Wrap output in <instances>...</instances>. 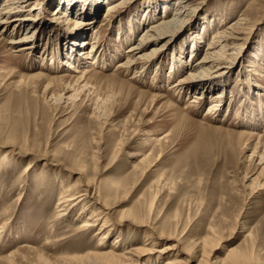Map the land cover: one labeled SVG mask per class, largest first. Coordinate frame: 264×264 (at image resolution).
I'll return each instance as SVG.
<instances>
[{
    "label": "rangeland",
    "instance_id": "rangeland-1",
    "mask_svg": "<svg viewBox=\"0 0 264 264\" xmlns=\"http://www.w3.org/2000/svg\"><path fill=\"white\" fill-rule=\"evenodd\" d=\"M118 1L31 0L21 6L31 41L10 44L27 26L0 30V264H63L94 252L103 223L87 233L79 226L105 202L113 223L105 252L147 236L154 244L131 264L182 253L188 264H264V0H126L108 12ZM165 3L169 20L179 3L189 17L154 63L127 72L130 46L164 15L144 20L147 11ZM222 32L242 47L224 48L230 62L212 66L215 87L204 98L199 88L180 91ZM85 192L58 216L64 193ZM128 213L143 226L119 225ZM171 245L178 251L163 253Z\"/></svg>",
    "mask_w": 264,
    "mask_h": 264
},
{
    "label": "bare ground",
    "instance_id": "bare-ground-1",
    "mask_svg": "<svg viewBox=\"0 0 264 264\" xmlns=\"http://www.w3.org/2000/svg\"><path fill=\"white\" fill-rule=\"evenodd\" d=\"M30 1L31 0H8L7 4L0 6V30L3 32H7L11 29V26L14 27L13 32H17L21 28L26 27V26H27L28 30H30L31 23L28 24L24 15L21 14V9H23V8H21V6L26 5ZM125 2H126V0H123L121 2L118 1L114 4H111L108 8V12H110L112 10H117L118 8H121V5H123ZM68 4H69V2H68ZM73 5L75 6V3H72V6ZM167 5H169L168 2H167ZM97 6H98V3L95 2V3H93V6L91 9L95 10V7H97ZM176 9H177L176 10L177 13L175 15H173V19L169 20V18H167L168 8L166 6V3H165V6H162V9H160V10L157 9L156 5L150 7V10L147 11V15L144 18V20L147 18L154 19V16L157 15L160 11V13L164 12V15L161 17V19H162L161 23H160V21L158 23L157 20H155L156 22H153L150 25L151 28L148 27L146 29L147 33L144 35L143 38H141L138 45L134 44V45L130 46L129 51H131L132 54L128 57V61L126 63L120 65L121 68L126 69L127 72H132V71H135L136 65L138 63L141 64L142 67H144L146 65L154 63V61L158 59V56L160 55L158 53L161 51H164V47L169 45L171 43L172 39H174L172 37V34H171L174 31V27L178 28L179 26H176V25H179L181 23H185L186 19L189 17V9H188L187 5L183 6V5H180V3H179V5H177ZM15 10H17V11L15 12ZM157 10H158V12L156 13ZM85 11H87V6L83 7V5H82V8L80 9L79 15L82 16V14ZM67 12L68 11H66V10L62 11V13H61L62 19L65 22H69L70 24L73 22L74 26L76 24H78L79 21L76 18L77 15L76 14H74V15L70 14L69 15V14H67ZM70 16H72V17L74 16V19L71 20ZM242 19L249 20L246 18V16H244V18H242ZM242 24H243L242 21H241V24H240V22H238L237 24H234L232 27H230L229 30H232V32L235 33V30L238 29L240 27V25L242 26ZM33 31L34 30H32V31L30 30V33H28L24 37H13L12 36V38L10 40V44H15L18 42H23V43L26 42L27 43V42L31 41L30 38L32 36ZM84 33H82V34H84ZM228 34L229 33H227V32L220 33L219 37L217 39L212 40L213 43L209 46V48L206 51L203 59L198 61V63H197L198 66H196V67L190 66L193 68V70L192 69L190 70V72L188 73V76H186L185 79L181 78V81H183L182 83L185 82L186 84H180V86H178V89L180 91H184L185 89H189V88H199V89H201V94H203V98L205 97V95L207 93H209V91L212 89L213 85L216 84V81L213 80L215 78L212 77L213 76L212 72H211L212 66L215 65V63H218V64H216L218 66V70H224V69L228 68V64L230 61L228 59H225L226 53H225L224 48L225 47H229V48L231 47V51H233V52L235 51V53H236V52H238L237 50H239L240 47H242L239 44H236L234 42V34H231V33H230L231 35H228ZM237 34H240V32H238ZM86 41L83 42L82 46L83 45L84 46L89 45L88 43H86ZM197 41L198 40H194V45L192 48V55L196 54L198 51L197 45L199 44V42H197ZM30 44H32V43H30ZM148 44L154 45V47H152V52L143 53L142 50H144V48ZM30 49H31V45H24V46L20 47L19 51H26V50L29 51ZM69 50H70L69 55L72 57V59H75V60L78 59V53L74 50V48L72 46L69 48ZM93 50H95V49L92 48V51ZM72 51H73V53H72ZM75 52H76V54H75ZM73 54H75V55H73ZM136 54H138L137 55L138 56V62L137 61L135 62V57H137V56H134V55H136ZM88 56L89 55H87L86 57L88 58ZM250 59H251V57H250ZM176 61H178V60L175 57V63H176ZM249 62H250V67H253L256 64L255 59H253V60L251 59V60H249ZM181 64H182V66H185L184 64H186V63L183 64V62H181ZM67 65L70 68L73 67L72 64H70V63H67ZM158 70H160V69H158ZM158 74H159V72H158ZM135 75H136V72H135ZM191 80H194V81L192 82ZM223 90H224V88H223ZM195 97L196 98L198 97V99L199 98L202 99V96H200V95H197V96L195 95ZM227 110H230V107ZM66 193H64L61 196L60 203L58 205V208L59 209L61 208V210L58 211L59 212L58 216H60L61 218H62V216L64 217V215L66 216V212L69 209L73 210V208H75L77 204H79V203L81 204V201H83L89 197L88 192H85L84 194H81L79 196L75 195V193L74 194H66ZM103 204H104V206H103V208L101 207L102 209L101 208L96 209V212L94 211L95 215L88 216L79 226L80 232L87 233V232L94 230L95 228L100 226L101 223H103L101 228L99 229V231H97L98 235H100V239H99L98 244L95 248L96 250L94 252L87 254L85 257H80V258L79 257H63L62 258L63 264H113L114 262L122 263V264H128V263L131 264V263H137L139 261L145 260L147 255L154 251L153 242H151L149 244L146 243V242H149V240L151 239V238H149V236H147L146 240L144 241L145 243L143 244V246H136V247L128 249L125 252H122L119 254L118 253L105 252L104 249L106 248L107 243L104 240L107 239V237L109 236L108 230L110 229V227H112L113 223H112V220L110 219L111 216H109V213H106L109 211V205L107 207L106 202ZM1 215H3V214H1ZM130 221H131V226H137V227L143 226L138 222L139 220L136 217H134L132 220L129 213L125 214L121 218V220H119L118 223H119V225H122L123 223L130 222ZM0 237H1V235H0ZM174 250L178 251L177 245L167 246L163 250V253H168L169 251H174ZM183 254L184 253H182V255H180V256H176V257H173V258L167 260L165 264H188V262H190L189 261L190 257L188 254H184V256H186V257L183 258ZM108 261H111V262H108ZM44 263L47 264L46 261Z\"/></svg>",
    "mask_w": 264,
    "mask_h": 264
}]
</instances>
